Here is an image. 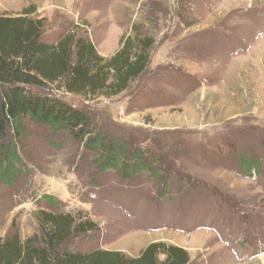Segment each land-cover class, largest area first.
I'll return each instance as SVG.
<instances>
[{"label":"rangeland","instance_id":"obj_1","mask_svg":"<svg viewBox=\"0 0 264 264\" xmlns=\"http://www.w3.org/2000/svg\"><path fill=\"white\" fill-rule=\"evenodd\" d=\"M29 7L45 22L44 41L72 32L105 58L134 24L152 20L148 77L112 100L63 98L98 133L147 160L158 153L171 170L161 183L151 173H103L100 153L26 122L2 144L17 161L0 180V238L43 240L38 218L47 213L95 225L67 242L72 253L139 259L165 245L187 252L189 264H264V177L243 175L238 156H226L250 144L264 157V0H0V20Z\"/></svg>","mask_w":264,"mask_h":264},{"label":"trees","instance_id":"obj_2","mask_svg":"<svg viewBox=\"0 0 264 264\" xmlns=\"http://www.w3.org/2000/svg\"><path fill=\"white\" fill-rule=\"evenodd\" d=\"M35 14V8L29 7L20 18L0 20V86L5 89L0 97V180L9 179V173L14 175L11 166L17 161L12 150L3 149L2 144L10 132L20 135L26 122L54 133H68L85 149L100 153L98 161L103 173L116 171L125 180L151 173L160 183L166 180L170 171L161 155L154 153L147 160L146 152L139 148L130 149L125 142L98 133L91 117L63 98L73 96L88 102L112 100L148 77L156 45L152 20L146 17L134 24L130 33L120 39L118 51L105 58L92 42L72 32L55 44L47 43L43 38L45 22L33 18ZM231 146L227 147L230 152L226 156H238L236 171L250 177L255 174L258 179L264 177L261 154L252 152L250 144L246 152H240L243 148L240 144ZM210 154L224 155L219 149L211 150ZM38 222L43 240L35 236L22 241L17 235L5 241L0 238V264H189L190 261L187 252L165 245L150 246L139 259H128L121 253H72L66 249L67 242L94 231V224H78L71 216L47 213H40ZM160 257L164 260H159Z\"/></svg>","mask_w":264,"mask_h":264}]
</instances>
